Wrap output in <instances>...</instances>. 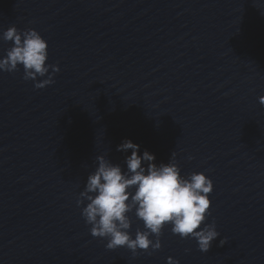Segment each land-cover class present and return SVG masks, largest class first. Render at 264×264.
<instances>
[{
    "label": "water",
    "instance_id": "1",
    "mask_svg": "<svg viewBox=\"0 0 264 264\" xmlns=\"http://www.w3.org/2000/svg\"><path fill=\"white\" fill-rule=\"evenodd\" d=\"M12 24L60 71H0V264H264V0H0ZM125 139L212 179L207 252L170 225L135 256L90 233L76 201L97 155L126 168Z\"/></svg>",
    "mask_w": 264,
    "mask_h": 264
},
{
    "label": "clouds",
    "instance_id": "2",
    "mask_svg": "<svg viewBox=\"0 0 264 264\" xmlns=\"http://www.w3.org/2000/svg\"><path fill=\"white\" fill-rule=\"evenodd\" d=\"M0 39L12 42L6 55L0 57V71L13 72L22 66L23 79H32L36 88L54 83L53 76L60 68L58 64H46L48 41L39 31H21L12 24ZM260 101L264 103V96ZM129 149L132 151L125 156L126 168L103 154L96 156L97 167L89 173L76 201L78 206L87 201L81 215L91 225L90 233L107 238V249L126 246L135 256L138 249H160L162 230L170 225L173 234L195 238L199 249L207 252L220 236L214 220L205 223L210 214L212 179L204 172L182 175L175 151L167 162L156 163L154 153L145 149L140 154V145L131 139L117 145V151L127 153ZM133 211L144 224L134 238L129 231L132 221L128 215ZM225 242L221 239L220 244ZM167 259L169 264H179L171 256Z\"/></svg>",
    "mask_w": 264,
    "mask_h": 264
}]
</instances>
